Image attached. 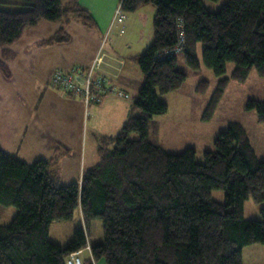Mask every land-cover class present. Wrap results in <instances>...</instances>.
Instances as JSON below:
<instances>
[{"label":"trees","instance_id":"trees-1","mask_svg":"<svg viewBox=\"0 0 264 264\" xmlns=\"http://www.w3.org/2000/svg\"><path fill=\"white\" fill-rule=\"evenodd\" d=\"M218 1V0H215ZM131 13L143 5L155 6L153 42L137 56L143 85L129 119L113 137L99 140L100 161L84 170L80 181L61 179L62 147L53 157L28 163L0 145V203L16 206L9 224L0 213V264H67L73 252L87 248L94 219L103 223L104 240L91 245L94 259L108 264H244L245 246L264 244L262 219L245 217V201L264 202V160L257 156L247 128L231 122L215 141L216 150L170 152L151 131L159 133L155 116L169 105L157 91H176L188 73L178 69L175 50L184 34L187 65L204 64L219 81L207 101L203 120H211L232 80L245 81L256 68L264 75V0H229L210 11L203 0H120ZM59 24V30L41 42L68 40L67 25L78 20L97 29L90 11L79 0H0V68L11 77L9 62L17 53L11 46L27 27L41 21ZM179 54V53H178ZM234 68L228 74L229 63ZM209 80L197 90L204 92ZM264 122V100L251 99ZM139 137L132 139L131 135ZM225 200L217 201L214 190ZM81 208L84 224L67 245L50 240L51 224L70 220Z\"/></svg>","mask_w":264,"mask_h":264},{"label":"crops","instance_id":"crops-1","mask_svg":"<svg viewBox=\"0 0 264 264\" xmlns=\"http://www.w3.org/2000/svg\"><path fill=\"white\" fill-rule=\"evenodd\" d=\"M79 1L94 16L97 29L73 20L66 27L67 41L43 45V40L58 32L59 24L50 21V24L40 25L45 22H39L27 27L23 36L11 46L17 53L8 64L11 77L5 76L0 68V145L28 163L49 159L58 147L64 148L67 152L59 167L65 183L80 181L84 170L100 161L99 140L121 131L129 119L135 98L111 93L100 103L87 106L83 97L76 98L60 88H52L53 72L75 65L87 68L102 56L104 62L96 75L101 74L107 84L129 94L130 87L137 84L127 74L129 56L137 61L141 53L135 54L134 46L147 45L155 38L154 29L151 31L150 27L146 32L141 27L148 21L153 22L156 14L153 5H143L139 10L127 13L123 21L113 23L120 0ZM143 83L138 81V91ZM77 211L83 217L81 208ZM73 234L69 233L68 238H74ZM89 235H93L90 230ZM95 237L94 243L102 241L100 232ZM94 243L89 238L90 246ZM82 251L85 264H108L105 258L94 259L89 247Z\"/></svg>","mask_w":264,"mask_h":264},{"label":"rangeland","instance_id":"rangeland-1","mask_svg":"<svg viewBox=\"0 0 264 264\" xmlns=\"http://www.w3.org/2000/svg\"><path fill=\"white\" fill-rule=\"evenodd\" d=\"M203 1L208 10L218 11L229 0ZM150 5L148 7H152ZM43 22L45 23H40V25L50 24L46 20ZM141 27H144L145 31L148 32L150 27L151 31L154 29V24L148 21ZM153 40L154 38H152ZM151 43H147L144 46H134V53H142ZM202 50L203 45H200L198 57L201 67L198 70L190 68L187 65L183 52L177 54V58H179L178 69L187 72L188 78L179 90L169 91V93L157 91L159 99L169 105V110L165 114L155 116L154 121L160 126V131L156 135L154 129H152L151 138L162 143L164 148L170 152L179 153L183 152L187 147H194L197 150L196 160L205 163V152L207 150H216L215 141L218 138V134L226 131L231 122H241L247 128L248 136H250L252 145L256 149L258 158L264 160V122L259 121L258 112L255 108H248L251 99L264 100V75H260L257 69L253 68L247 80H232L214 113V117L211 120H203L207 101L213 94L219 79L213 69L208 68L204 64ZM129 58L131 59H129L126 66L127 74L133 83L138 84V81H143L144 79L143 72L140 70L138 62L132 59V56H129ZM233 66L234 64L231 62L228 64V74L233 70ZM204 79L209 80V86L204 92H200L197 90V87ZM137 84L134 87H130L129 94L132 98L138 95L139 88L136 87ZM119 102L123 104L121 100ZM137 137H139L137 132L131 135L132 139H136ZM212 195L219 202L225 200V192L222 189L214 190ZM244 206L246 218L255 220L263 218L262 210L264 209V202H256L250 197L245 201ZM0 212L3 216L2 223L9 224L16 216L17 208L14 205L9 206L0 203ZM75 213L73 219L59 220L53 223L51 233L49 234L51 241L62 245H67L71 242L73 239L71 238L72 233H75L77 229L85 225L80 213L77 210ZM91 224L90 231L93 234L89 237L91 243L93 244L96 241L95 236L99 232L102 235L101 240L103 241L102 220L96 218ZM69 233H71V237L68 238ZM243 252L244 264H264V244L257 243L245 246Z\"/></svg>","mask_w":264,"mask_h":264},{"label":"built area","instance_id":"built-area-1","mask_svg":"<svg viewBox=\"0 0 264 264\" xmlns=\"http://www.w3.org/2000/svg\"><path fill=\"white\" fill-rule=\"evenodd\" d=\"M115 14L113 23L123 21L126 18V13L122 10L121 2ZM184 42V34H181L176 49L168 51L167 54H178L181 52L184 49ZM103 62V57L98 56L94 60V63L87 68L75 65L67 70L57 69L52 74L50 86L52 88H60L73 97H83L87 106L91 103H100L105 96L111 93L131 98L130 94L124 89L122 90L121 88L114 87L112 84H107V81L101 74L96 75V72L101 69ZM88 247L91 249L90 245ZM81 253L82 250L73 251L66 259L67 264H85V259L82 258Z\"/></svg>","mask_w":264,"mask_h":264}]
</instances>
